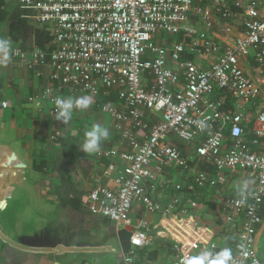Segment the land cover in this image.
Here are the masks:
<instances>
[{
    "label": "built area",
    "instance_id": "1",
    "mask_svg": "<svg viewBox=\"0 0 264 264\" xmlns=\"http://www.w3.org/2000/svg\"><path fill=\"white\" fill-rule=\"evenodd\" d=\"M18 2L25 9L38 12L39 23L55 26V50L49 57L34 53L37 63L50 61L53 80L93 97L116 95L119 105L111 102L102 110L115 121L121 141L129 150L103 151L98 157H120L127 165L116 178L118 190L100 186L90 193L89 211L125 227L130 225L131 213L139 205L149 214L160 215L165 219L164 228L171 229V217L181 199L161 205L153 200L150 189L153 191L152 185L161 180L177 192L184 190L164 174L168 168L188 169L176 139L196 142V156L214 167L216 174L201 171L190 190L225 185L228 176L239 171L255 177L256 185L249 190L244 204L237 203L239 196L223 200L231 213L227 221L238 218L242 222L236 246L230 248L229 264H264L256 251L264 209V104L251 139L246 126V107L255 106L264 95L262 3L245 0L232 6L230 0ZM194 16L206 31L191 24ZM216 16L226 22H242L243 35L234 45L222 47L208 34ZM227 32L231 29L227 28ZM165 34L183 36V40L167 46ZM14 55H20V51H14ZM186 56H196L204 62L198 65ZM244 61H251L255 76L244 70ZM227 97L234 102L231 112L224 110ZM2 106L6 108L7 103ZM52 114L56 115L55 108ZM114 170L115 166L110 165L109 171ZM191 206L196 207V203ZM179 223V231L171 233L173 264H179L183 256L197 254V246L207 238L196 227L190 229L189 224ZM148 229V222L143 221L133 231L130 249L121 253L120 264H139L140 252L150 243ZM213 238L205 240L206 249H223Z\"/></svg>",
    "mask_w": 264,
    "mask_h": 264
},
{
    "label": "crops",
    "instance_id": "2",
    "mask_svg": "<svg viewBox=\"0 0 264 264\" xmlns=\"http://www.w3.org/2000/svg\"><path fill=\"white\" fill-rule=\"evenodd\" d=\"M259 1L264 14V0ZM244 2L230 0L232 6ZM37 17L38 12L25 9L18 0H0V36L10 38L13 47L11 61L0 63V264H120L121 253L130 249L132 233L143 221L149 224L150 243L146 254L142 255L147 248L140 252L139 264L146 261L173 264L172 234L178 230L177 221L180 226L196 227V231H203L207 238L214 237L221 248L227 247L228 238L236 241L242 222L238 218L231 223L227 221L231 213L223 200L238 196L237 188L244 179L253 181L249 189L252 190L256 185L255 177L239 171L230 174L225 185L190 190L201 171L211 176L216 174L214 167L196 156V142L189 146L176 142L188 161V169L168 168L164 174L184 190L177 192L161 180L152 185L153 191L150 189L153 200L161 205L181 199L171 217V229L164 228V218L147 213L139 205L131 213L130 225L125 227H118L89 211L90 193L100 186L118 190L116 178L127 165L120 157H98L103 151L125 153L129 150L121 141L115 121L102 110L108 103L119 104L116 95H101L109 99L101 102V97L60 85L52 79L54 69L48 59L44 63L34 61V53L49 57L55 50V26L41 24ZM191 24L200 31L207 30L197 16L192 18ZM227 28L231 29L230 33ZM243 30L240 20L226 22L216 16L208 34L225 47L234 45ZM181 40L183 36H179L178 41ZM172 43L168 40L165 45ZM16 50L20 55H14ZM190 57L198 65L204 62L196 56ZM243 67L249 75L255 76L251 61H244ZM69 95L90 96L92 104L83 112L75 110L73 120L64 125L52 114L55 107L50 99ZM3 103H7L6 108ZM263 104L264 95L255 106L246 107L249 139L254 135L257 114ZM92 124L107 126L110 138L102 143L98 153L86 154L80 150V145L84 132ZM110 165L115 166L114 171H109ZM152 186L149 184V188ZM192 203H196V207H192ZM42 235L55 247L30 248L20 241ZM127 236L128 245H125ZM207 238L197 246V254L206 249ZM256 251L264 263V219L258 230ZM150 252L156 253L155 259L149 258Z\"/></svg>",
    "mask_w": 264,
    "mask_h": 264
},
{
    "label": "clouds",
    "instance_id": "3",
    "mask_svg": "<svg viewBox=\"0 0 264 264\" xmlns=\"http://www.w3.org/2000/svg\"><path fill=\"white\" fill-rule=\"evenodd\" d=\"M12 55V40L0 36V63H9L12 59ZM52 103L56 111L55 119L67 125L73 120L75 110L83 112L91 106L92 98L90 96H56ZM37 106H39V102H37ZM109 138L110 131L107 126L92 124L91 127L84 132V139L83 143L80 145V150L86 154L98 153L101 150L102 143ZM252 183L253 181L250 178L240 182L237 188V195L240 199L237 203H245V197ZM231 259L232 251L230 248L225 247L219 251L205 249L195 255L183 256L179 264H229Z\"/></svg>",
    "mask_w": 264,
    "mask_h": 264
},
{
    "label": "water",
    "instance_id": "4",
    "mask_svg": "<svg viewBox=\"0 0 264 264\" xmlns=\"http://www.w3.org/2000/svg\"><path fill=\"white\" fill-rule=\"evenodd\" d=\"M14 158H12L10 160L13 161ZM229 234V232L227 233ZM21 243L27 247L30 248H37V249H43V248H53L55 247L54 244H51L48 242V238L44 235H42L41 237L37 238V237H28V238H24L20 240ZM228 242L229 244L227 245V248H232L236 246V241L231 240L230 238H228Z\"/></svg>",
    "mask_w": 264,
    "mask_h": 264
},
{
    "label": "trees",
    "instance_id": "5",
    "mask_svg": "<svg viewBox=\"0 0 264 264\" xmlns=\"http://www.w3.org/2000/svg\"><path fill=\"white\" fill-rule=\"evenodd\" d=\"M186 58H188V59H191V57L190 56H186ZM114 97H115V93H113L112 94ZM221 95H223V94H221ZM101 96H99V98H100ZM98 98V99H99ZM101 102H106V101H108L109 99L108 98H105V97H101ZM233 104H234V102H233V100H231L229 97H227L226 98V105H225V107H224V110L225 111H232V109H233ZM263 219H264V214H263ZM124 244L125 245H128V236H127V238L126 239H124ZM148 248L145 250V252H143L142 253V255H144V254H146L147 252H148ZM148 256H149V258L150 259H155V257H156V253H154V252H150V253H148Z\"/></svg>",
    "mask_w": 264,
    "mask_h": 264
},
{
    "label": "rangeland",
    "instance_id": "6",
    "mask_svg": "<svg viewBox=\"0 0 264 264\" xmlns=\"http://www.w3.org/2000/svg\"><path fill=\"white\" fill-rule=\"evenodd\" d=\"M197 29V28H196ZM199 30V29H197ZM164 37L166 38V40H169V42H178L179 40V37L177 36H172V35H164ZM160 40L157 41V44H160ZM176 142L178 145H183V146H189L190 144H193V143H185L179 139H176ZM175 180H177V177H175ZM176 182V181H175Z\"/></svg>",
    "mask_w": 264,
    "mask_h": 264
}]
</instances>
